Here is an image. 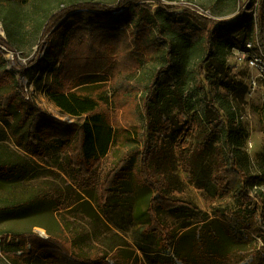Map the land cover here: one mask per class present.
Wrapping results in <instances>:
<instances>
[{"label": "trees", "instance_id": "1", "mask_svg": "<svg viewBox=\"0 0 264 264\" xmlns=\"http://www.w3.org/2000/svg\"><path fill=\"white\" fill-rule=\"evenodd\" d=\"M176 9L180 7L160 0H69L42 17L39 26L45 41L29 64L39 67L44 62L52 67L50 102L63 114L84 118L83 123L60 120L34 102L0 49V185L32 180L44 164L78 185L81 195L95 200L102 212L104 207H120L128 223L139 225L135 249L124 240L113 245L104 241V248H91L89 255L83 250L73 253L49 234L41 239L36 233L1 232V251L10 264H177L176 259L181 264L249 260L248 264H264V249L254 245L263 234L259 219L264 221V214L247 208L255 201L249 190L264 185V171L249 175L245 130L234 108L225 105V96L220 94L209 107L204 105L206 83H213L234 49L255 40L264 49V0H259L255 12L241 8L233 21L183 7L182 13L175 14ZM3 17L7 37L0 35V46L14 54L19 67L11 43L20 33L16 15L5 12ZM33 21L39 22L36 17ZM145 61L158 65L140 83L145 97L139 99L135 76ZM191 83L200 94L196 107L185 102ZM223 85L227 94L228 86ZM110 91H114L112 98ZM172 109L178 110L175 118L170 117ZM190 112L202 120L199 131L186 128L187 120L179 117ZM191 117L195 123V116ZM186 132L195 141L179 147ZM136 143L139 146L121 153ZM112 149L113 166L101 177V164ZM175 161L210 195L236 201L239 211L225 209L215 218L205 216L200 228L194 229L192 222L173 228L162 218V211L178 219L202 216L194 204L159 191L162 184H174L170 167ZM256 193L264 205L263 193ZM52 197L67 205L59 190ZM88 201L84 205L91 209ZM184 230V238H191L187 253L175 245L177 233ZM222 241L233 247L224 248ZM242 245L249 248L243 250ZM172 248L175 257L169 253Z\"/></svg>", "mask_w": 264, "mask_h": 264}, {"label": "rangeland", "instance_id": "2", "mask_svg": "<svg viewBox=\"0 0 264 264\" xmlns=\"http://www.w3.org/2000/svg\"><path fill=\"white\" fill-rule=\"evenodd\" d=\"M61 1L69 0H33L29 3H23L21 0H0V35L6 38V30L4 24L5 12H10L16 15L18 30L20 33L16 35L12 43L14 50L17 54V61L19 67L15 65L14 54L0 46L3 52V57L7 61L9 69L14 68V73L20 84L28 88V96L36 102L43 110L51 113L53 116L60 120H68L71 122L83 123L84 118H74L61 113L49 100L47 96L48 86L51 83V73L49 71L52 67H48L46 63L31 67L29 62L37 53L39 46L42 42V31L39 26L42 23V17L56 11L61 4ZM104 3L112 2V0H103ZM164 4L170 6L180 7L174 11L175 14L182 13L183 8L186 9L189 5H194L198 11L204 12L214 19L233 21L239 11L247 9L249 3L254 2V6L247 9L248 12H255L259 0H160ZM245 1V3L243 2ZM243 2V6H240ZM154 8L157 4L149 1ZM186 5V6H185ZM208 15V16H209ZM39 20L34 25V19ZM32 26V28H31ZM158 65L155 61L144 62L142 68L136 73L135 79L138 84L147 80L152 71ZM57 66V65H56ZM228 70V79L225 78V72ZM213 83H206L205 88L208 93V101H205V106H210L211 102L218 99L220 94L225 96V105L234 108L238 115V121L244 128L246 138L244 140V151L250 156V176H259L264 171V84L258 77V73L246 67H238L235 64L232 55L227 60L226 67L219 69L216 76H213ZM253 82L259 86L254 89ZM227 85V94L223 90L224 85ZM222 85V86H221ZM237 85L236 89L234 86ZM139 92L138 98L143 99L144 86L137 85ZM96 89H94V92ZM114 91L109 92V98H112ZM200 98V94L196 91L193 84L187 85L185 94V102L191 106H195L196 101ZM196 106H199L196 104ZM195 106V107H196ZM126 110H129L126 108ZM122 115V111H118ZM178 110L172 109L170 117L177 116ZM195 112L179 117L187 120L188 129L199 131L202 129V120L195 115ZM195 116V123L193 118ZM163 121H165L163 119ZM145 124V121L142 122ZM199 129V130H198ZM147 131V127H145ZM190 132V131H189ZM186 132L183 137V142L179 147H183L189 141H195L194 136ZM139 146L137 143L126 147L122 150V154ZM175 151L178 149L174 147ZM124 151V152H123ZM120 153V154H121ZM115 151L112 149L108 156L103 159L100 169V176H104L113 166ZM171 163V162H169ZM174 170L173 185L162 184L159 191L164 190L168 197L178 200L186 201L197 206L202 213V216H192L178 219L166 213L161 212L164 220H167L173 228H179L184 222H192L193 228H200L199 223L203 217L209 219L215 218L216 213L229 209L239 211L240 205L234 200L218 199L208 193L202 187L196 185L195 179L192 180L190 175L183 171L179 166V161L174 162V166L170 167ZM38 175L36 178L14 186L0 185V233H36L39 230L49 234L51 237L62 240L68 245L73 253H80L79 250L85 251L84 255L90 254L91 248H104L103 242L108 241L109 245L114 242L126 241L132 249L136 247V235L139 225H133L129 222V217L120 207L106 210L104 212L98 209L95 200H89L86 195H81L80 187L73 184L67 177L58 169H52L42 164L41 168L38 167ZM59 190L62 195V202L65 204L57 203L54 199L51 200L52 193ZM261 190L264 195V185L254 186L249 190V194L255 199L254 206L247 207L249 210L258 209L260 215L264 214V205L261 203L262 199L258 197L256 191ZM42 194L38 198V195ZM44 194L48 195L43 196ZM158 192L153 196H157ZM82 196V197H81ZM53 198V197H52ZM89 202L91 209L86 207L85 202ZM63 206H70L67 209ZM110 206V205H109ZM257 206H259L257 208ZM259 223L263 230L262 237L255 238L256 245L264 249V221L259 219ZM136 229V230H135ZM199 231V229H198ZM183 232L179 231L176 236L175 245L182 253H187L191 249V238H184ZM78 242L77 246H73ZM68 243V244H67ZM224 248H232L229 242L222 241ZM247 249L248 245L239 246ZM105 249L107 247L105 246ZM246 251V250H245ZM244 252V251H243ZM169 253L175 257L174 249L172 248ZM250 261V260H249ZM249 261L242 263L248 264ZM177 264H181L176 259ZM0 264H5L0 261Z\"/></svg>", "mask_w": 264, "mask_h": 264}, {"label": "built area", "instance_id": "3", "mask_svg": "<svg viewBox=\"0 0 264 264\" xmlns=\"http://www.w3.org/2000/svg\"><path fill=\"white\" fill-rule=\"evenodd\" d=\"M186 6V5H185ZM186 8L197 12L201 15L208 16V12H200L198 8L194 5H189ZM208 17H211L210 15ZM232 56L234 58L235 64L238 67H246L248 69H252L258 73V77L261 82L264 84V49L262 48L259 40H255L254 42H249L246 44L245 48L243 49H234ZM254 89L258 88V84L253 82ZM37 236L41 239H48V234L42 230L36 232ZM3 239L0 236V261L4 262L5 264H10L3 256L1 251V243Z\"/></svg>", "mask_w": 264, "mask_h": 264}]
</instances>
